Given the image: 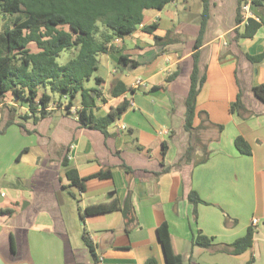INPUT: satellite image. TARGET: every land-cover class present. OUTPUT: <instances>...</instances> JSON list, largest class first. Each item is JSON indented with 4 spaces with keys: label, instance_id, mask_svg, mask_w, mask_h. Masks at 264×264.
Segmentation results:
<instances>
[{
    "label": "crops",
    "instance_id": "obj_1",
    "mask_svg": "<svg viewBox=\"0 0 264 264\" xmlns=\"http://www.w3.org/2000/svg\"><path fill=\"white\" fill-rule=\"evenodd\" d=\"M179 4L175 0L162 10H146L135 33L116 39L115 50L101 54L106 64L113 62L111 54L118 61L126 55L139 63H118L107 79L100 76L104 100L95 101L97 117L129 102L107 134L83 127L63 109H51L35 121L13 95L0 103V132L5 130L0 139V211H11L0 213V264H167L157 234L163 223L184 264H264V104L253 93L264 83V62L253 64L246 56L264 53V8L252 10L262 28L254 37L237 40L236 30L247 25L246 20L237 25L239 0H210V19L198 50L206 82L197 112H206L224 130L217 139L211 138L215 131L200 134L201 142H208L207 162L199 163L204 153L196 147L189 162L163 172L182 159L191 143L185 101L201 21H177ZM153 24V33L143 31ZM155 37L169 40L157 44ZM175 72L179 75L167 81ZM115 80L128 90L111 97ZM241 91L248 109L243 116L231 112ZM75 103L81 108L80 96ZM10 120L14 123L8 129ZM201 123L197 115L194 126ZM15 127L21 134L10 133ZM238 137L250 145L251 155L239 152ZM65 157L80 178L107 171L111 176L89 179L81 191L71 186ZM191 192L201 200L196 206L189 201ZM113 200L121 210L81 218L86 207ZM127 202L135 215L128 232L123 214ZM249 228L256 230L251 248L239 255L222 250ZM198 234L212 238L214 248L194 246Z\"/></svg>",
    "mask_w": 264,
    "mask_h": 264
},
{
    "label": "trees",
    "instance_id": "obj_2",
    "mask_svg": "<svg viewBox=\"0 0 264 264\" xmlns=\"http://www.w3.org/2000/svg\"><path fill=\"white\" fill-rule=\"evenodd\" d=\"M175 0H0V23L3 22V31L0 32V103L5 102L8 94H11L22 105H27L30 117L35 121L49 114L53 93L60 94V101L55 104L60 108L63 99H68L66 112L76 106L77 98L81 97V108L77 111L80 124L93 130H99L107 134L110 126L116 125L129 108V102L124 101L118 107L111 108L107 115L97 117L93 108L95 101L102 98L99 90L103 82L99 71V56L115 50L112 45L116 39L135 33L144 22V12L149 9L162 10ZM251 1L253 12L262 11L264 0H239L237 25L244 21L243 6ZM203 11L200 22V33L196 39L193 54L194 67L191 74V87L185 101L186 120L185 129L191 135V143L182 159L175 165L169 166L163 172L178 169L185 162H189L196 147L203 149L204 156L199 163H205L209 159L207 143H202L200 134L216 132L217 139L224 127L213 124L206 112H197L198 96L206 82V74L200 68L199 49L204 42V35L210 19V0H202ZM102 23V27L99 25ZM263 22L253 18L247 20L243 31L237 32V40L251 38L262 28ZM156 24L144 26L147 33H153ZM169 39L155 37L157 44H166ZM35 44L38 52L30 48ZM65 51L75 52L65 64L58 62ZM253 64L264 62V53L257 56L246 55ZM120 65L137 67V61L130 60L128 56L121 55ZM179 72L173 73L167 81L175 79ZM95 78L96 87H87L86 84ZM128 90L120 80L113 82L109 91L111 97H118ZM254 95L264 104V83L253 88ZM104 100V99H103ZM56 110V109H55ZM231 112L243 116L248 113L242 91L236 101L231 104ZM38 114L40 117H38ZM197 115L202 117L200 126H194ZM10 120L7 127L13 124ZM23 126V125H21ZM3 133L5 132L2 131ZM235 145L239 152L251 155L252 149L244 138L238 137ZM63 166L67 168V177L71 186L79 190H85V183L92 178L106 179L111 176L109 171L101 172L89 178H80L76 169L71 168L65 157ZM128 169V168H127ZM189 201L198 205L201 200L196 192L189 194ZM121 210L117 200L105 204L86 207L81 213V218L90 215L107 214ZM11 213L9 210H1L0 213ZM126 231L134 223L135 215L130 202L123 208ZM256 230L249 228L246 235L229 246H224L223 251L239 255L252 247ZM159 241L163 247L167 264H184L180 255L176 254L169 227L166 223L157 228ZM84 240L89 250L94 253V248L86 235ZM193 245L203 249L214 248L213 239L198 234ZM146 264H157L154 260ZM247 264H251L250 262Z\"/></svg>",
    "mask_w": 264,
    "mask_h": 264
},
{
    "label": "rangeland",
    "instance_id": "obj_3",
    "mask_svg": "<svg viewBox=\"0 0 264 264\" xmlns=\"http://www.w3.org/2000/svg\"><path fill=\"white\" fill-rule=\"evenodd\" d=\"M188 2H186V0H179V5H178V9L177 11V21L179 22H185L186 19L190 20V22H192L193 24H195V22L197 23L198 20L201 21L200 18V12L203 10V3L200 2L199 0H187ZM248 0H246L247 2ZM101 27L103 26L102 23L99 24ZM4 27H3V22L0 23V32L3 31ZM31 49L33 51H36V46H32ZM75 55V52H70V51H65L61 54V57L59 58L58 62L60 64H65L66 62H68V60L70 58H72V56ZM112 57H113V62H111L110 64H106L104 62V56L101 55L99 57V62H100V66H99V71L97 72V76H102L103 78L107 79L109 77L110 74H112L113 70H114V67H118L119 64H118V59H117V54H111ZM102 58V59H101ZM101 59V61H100ZM87 87H96V81H95V78H92L89 82H87L86 84ZM50 94L52 95V102H59L60 101V94L58 93H53L49 90ZM63 102H64V99H63ZM12 125V124H11ZM11 125H9L7 128L9 129L11 127ZM0 128H1V125H0ZM16 128V127H15ZM14 130H17L18 133L21 134L20 132V129L19 128H16V129H13L11 130L10 133H13ZM3 132H0V139H3L1 138ZM19 134V136H20ZM21 137V136H20ZM15 141V140H14Z\"/></svg>",
    "mask_w": 264,
    "mask_h": 264
},
{
    "label": "built area",
    "instance_id": "obj_4",
    "mask_svg": "<svg viewBox=\"0 0 264 264\" xmlns=\"http://www.w3.org/2000/svg\"><path fill=\"white\" fill-rule=\"evenodd\" d=\"M243 17H244V20H248L249 18H253V19H256V15L252 12V4H251V1H249L247 4H245L243 6ZM143 83L142 79L141 78H138L137 81H136V84L137 85H141ZM67 104H68V99L65 98L64 99V103L63 105L59 108L56 104H53L52 106L49 107L48 110H51V109H63L66 111V107H67ZM78 107L76 106H73L71 107L70 109V112L73 113L77 118V111H78ZM120 129L122 130H125L126 129V126L122 125L120 127ZM2 196L4 197L5 195L2 194ZM259 224V220L258 219H254L253 222H252V225L253 226H257Z\"/></svg>",
    "mask_w": 264,
    "mask_h": 264
}]
</instances>
